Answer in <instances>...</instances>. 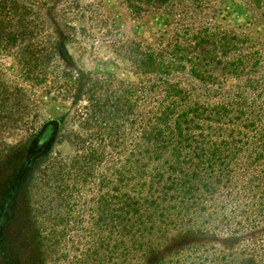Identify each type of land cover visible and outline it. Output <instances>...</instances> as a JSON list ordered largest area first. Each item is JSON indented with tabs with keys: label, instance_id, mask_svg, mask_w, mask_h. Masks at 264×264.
<instances>
[{
	"label": "trees",
	"instance_id": "1",
	"mask_svg": "<svg viewBox=\"0 0 264 264\" xmlns=\"http://www.w3.org/2000/svg\"><path fill=\"white\" fill-rule=\"evenodd\" d=\"M124 1L133 12L144 10L143 5L178 8L181 20H189L190 33L166 52L145 46L134 56L135 71L146 81L134 87L140 105L132 136L114 130L118 119L130 122L132 86L123 90L124 100L109 101L94 96L96 78L76 85L104 132L97 133L74 172L82 183L90 176L94 187L90 241L74 264H261L264 253L253 246L264 235V123L251 101L255 104L252 94L264 83L262 76L255 78L263 60L255 41L218 24L190 20L192 8L210 0ZM243 1L264 8V0ZM51 11L46 2L0 0V54L17 57L18 72L26 79L24 86L0 83V166L25 151L0 191V264H29L24 254L9 252L15 235L29 229L37 238L35 260L55 247L41 248L37 217L30 218L29 228L24 224L32 174L51 151L48 142L56 138L61 121H48L26 142L9 145L2 139L36 111L46 89L42 83L60 43L51 40L56 31H46L42 44L36 20ZM228 80L235 84L223 101H216L220 84ZM68 198L61 196L62 204ZM53 213L52 220L63 214Z\"/></svg>",
	"mask_w": 264,
	"mask_h": 264
},
{
	"label": "rangeland",
	"instance_id": "2",
	"mask_svg": "<svg viewBox=\"0 0 264 264\" xmlns=\"http://www.w3.org/2000/svg\"><path fill=\"white\" fill-rule=\"evenodd\" d=\"M35 1L46 2L47 8L52 10L48 18L46 15L36 20L40 23V30L42 29L39 41L45 44L46 31L49 34L56 31L51 40H59L60 44L47 68L49 73L42 83V87L46 89L40 95L36 111L28 112L2 139L9 145L26 142L48 121L56 118L61 121L56 138L48 142L51 151L42 159L40 169L34 176L32 174V185L42 188L35 192L31 187L30 208L25 209L27 223L24 224L29 228L30 218L34 221L37 217L40 223L37 228L42 232L44 243L41 248L52 244L55 247L53 251L50 247L44 256L35 260L37 238L32 237L29 229L22 237L15 235L17 241L11 243L9 252L12 256L24 254L23 261L29 264H74L80 257L81 250L86 249L90 241L88 209L91 206L92 190L94 191L92 182H88L90 176L82 183L81 177H75L74 172L77 162L87 157V147L96 142L97 133L104 132V128L96 126L100 120L95 121L87 95L77 92L76 85L85 82L86 78H96L99 87H95L94 96L107 98L109 101L119 96L124 100L126 94L123 90L132 86L130 122L125 124L118 119V126L114 129L118 134L125 131L128 136H132L140 105L137 101L139 92L134 87L146 81L135 71L134 56L145 46L161 48L166 52L174 42L184 43L190 33V27L186 25L190 23L189 20H181L183 15L178 8L173 9L167 5L158 10L143 5L144 10L133 12L127 8L124 0ZM189 14L190 20L202 24H218L236 34L251 37L255 41V50L263 59L255 78L262 76L260 84L264 83V8L249 7L243 0H210L203 2L200 8L194 6ZM16 60L17 57L14 59L0 54V83L4 81L25 85L26 79L20 76ZM80 77L82 79L76 83V79ZM234 84L233 80L222 82L216 101H223ZM149 96L155 95L152 93ZM252 97L255 104L251 101V108L255 112H262L260 120L264 123V86L258 87ZM23 151L17 154L11 164L0 166V191L7 184L14 168L22 161ZM100 168L101 166L96 171L100 172ZM57 169H61L57 177L51 176ZM61 196L69 197L66 204H62ZM53 211L63 214L59 215L58 220H52ZM12 228L18 227L15 225ZM257 241L253 247L260 255L264 253V235L258 237ZM261 262L264 264V257Z\"/></svg>",
	"mask_w": 264,
	"mask_h": 264
}]
</instances>
